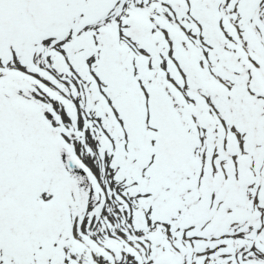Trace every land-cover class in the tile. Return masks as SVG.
Returning <instances> with one entry per match:
<instances>
[{"label":"snow or ice","instance_id":"6c2138e0","mask_svg":"<svg viewBox=\"0 0 264 264\" xmlns=\"http://www.w3.org/2000/svg\"><path fill=\"white\" fill-rule=\"evenodd\" d=\"M0 264H264V0H0Z\"/></svg>","mask_w":264,"mask_h":264}]
</instances>
